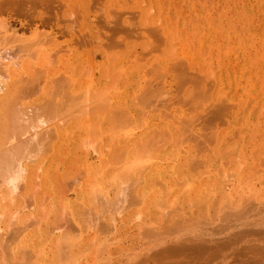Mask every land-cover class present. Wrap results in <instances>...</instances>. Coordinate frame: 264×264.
<instances>
[{
    "label": "rangeland",
    "instance_id": "rangeland-1",
    "mask_svg": "<svg viewBox=\"0 0 264 264\" xmlns=\"http://www.w3.org/2000/svg\"><path fill=\"white\" fill-rule=\"evenodd\" d=\"M72 8H74V9H72ZM78 15H80V16H78ZM0 22H1L0 23V26H1L0 34H3V31L5 29H7V26H8V28L11 30L9 32H13V31L15 32L16 31L15 32L16 35L25 34V36L23 35L24 38L26 37V34H27L28 35L27 39H28L29 35L32 36V33H34L35 30H38V32H41L42 37L44 35H46L47 39L45 40V43H43L42 49L44 46L43 51H45L46 53H47V49L49 51L56 49L54 51L55 55H54V53H52V55L56 56L57 59L60 58V60L57 61L58 63H54L53 66L55 67L57 65V69L59 70V72H61V71H62V73L65 71L71 72L70 75H71L72 80H74L73 81L74 85L75 84L78 85V89L76 88L77 91H74L76 94V95L74 94L75 97H77L78 92L80 94V91H83L82 93H84V91H87V87L85 85H87V84L89 85V83H90V85L89 86L87 85V86H88V89H90L93 93L89 90L90 91V92H88L89 97L87 96V92H86V97L85 96H82L81 98H80V96L78 97L81 99V103H83V104H80V102H78V99L76 101L73 100L71 102L68 100V103L66 105H68L69 107L74 106V108H72V111L77 112L75 109H79L82 107L83 110L87 109L86 112H90V111L94 112L97 107H98V109L100 108V104L101 105L104 104L105 101H106V104L108 103V101L106 100V97L108 96V98H109V94H110V98L108 100L111 99L112 101H114L116 103L117 107L126 108L129 111L128 114L130 113L129 114L130 117L128 116L127 119L131 118V120H129L130 124L127 122L126 126H128V127L125 130L128 129L129 130L128 132H132L133 135L130 138L125 137L126 139H123L124 137L122 139L120 138V140L121 141L124 140V142L128 143L127 141L133 138L132 139L133 145L130 148L132 150L135 149L134 150L135 152L139 148L138 144L136 143V145L138 146V147H136L135 143H134L135 141L136 142L138 141V140H136V138L138 136H139L140 143L141 142L145 143L144 141L151 143L152 140H154V142L156 140V142L158 143V141H157V140H159L158 138H162V137L160 135H159V137H157V135L154 133V130L160 129L159 130V132H160V131H162L161 128L163 126L164 127L166 126L167 129L165 128L164 131L168 130L170 132L171 138H174V137L176 138L177 134L179 136V134L182 133L183 136H184V134L186 135L187 140L185 139L186 143H183L185 141H183V142L181 141L182 142L181 145L178 143L177 144L178 147L177 146L175 147L176 144H174V145H172V144L175 142V140H178L179 137L176 138L175 140L172 139V142L169 141V143L168 142L165 143L166 145L163 148H160L162 151H160V149H158L159 146L157 147L158 151H160L159 153H157V157H160L159 159H161V161L164 160L162 162H164L165 164L169 163V165H171V166H173L175 164H179L178 163L179 158L180 157L183 158L185 155L184 158H186V159H184V158H183L184 160H182L181 158L180 159H181V164L183 166H185V168H186L187 167L186 162L189 159V157H192L191 155L194 156V154H196L197 152H200L199 158H201V159H203L202 158L203 155H204V157L206 155H208V157L210 156V159L207 158V156L205 158L208 162L211 159L213 160L216 158L215 160L209 162V168H208V170H206V171H210L209 175L205 171V174H202L203 177H201V179H199V180L193 179V181L191 180L190 182H188V183H190L189 185L192 188L191 190H189V193L191 194V196L193 195L192 192H197L194 190L195 189L194 186H196L197 183H200V182L202 183V181H204L203 183H206V185H205L206 187H204V189L201 192L199 191L200 193H195L194 194L195 197H197V196L200 197L202 194H205L206 190L208 193L210 191L212 192V190L215 193V194H213V198L211 200L212 202H210V204H209V205H214L215 208L214 207L209 208V214H208L209 217L207 216V218H203V220H201L200 218H199L200 220L199 219L197 220L196 216L195 215L193 216V213L195 211V207L193 206V204H192L193 202L191 201V203L189 202L190 204L186 203V204L192 206L191 208H189L190 214L187 212L188 214L186 213L183 216L184 217L183 221H185L187 223L186 228L174 230L175 232L174 231L169 232V230L175 229V227L172 228L173 224L170 222H166L164 220H159V221H156L154 224V225L157 224L155 226L157 228L154 229L156 231V233L154 232L153 234H149L150 235V238H149V236L147 235L148 233H146L145 230L140 229L141 227L137 228L138 226H142V222L140 220L141 218L133 217V218H135V219H133L132 216H133L134 212H133V210H131L132 207L127 208V210H124V212H122L123 214L122 213H120L121 215L119 214V217H117V219H116L117 221L114 222L116 226L112 229V234L116 235V239L119 240V242H120L119 244H123V245L111 246L110 251H109V249L105 251V249L102 248L104 254L99 250V249H101V247L97 250H95V247H93L92 249L86 248L89 252H91V250H93L94 252L100 251V253L103 254V255L99 254L100 256H98L99 258H101L100 264L102 261L104 262L106 259H109L110 257L111 258L113 257V260L111 259V263H109V264H116V263L117 264H129V263H131V264H264V260H263L264 259V243H263L264 242V206H262V205H258V207L255 206L256 205L255 203L259 202V201H257V199L261 200L262 197L257 196L256 197L257 199H254L255 197H253L251 199H254V200H251V199L246 200V198L249 196V194H248L249 190L248 189H246L248 192L247 194H246V190H245V192H240L242 194L245 193V195L243 196V199H241L242 197L239 196L240 193H238L239 190L242 189L240 187L239 183L241 181L240 177H241V175L243 176L244 172L248 173V174H245L246 178L248 177L246 175H251V174L254 175L255 178H252V179H253V182H255L253 184L256 187H258V188L262 187L261 184H258V183L261 181L264 182V58H263L264 57V0H205V1L204 0H143V1L142 0H77V1L76 0H0ZM155 23H156V25H155ZM1 24H3V25H1ZM4 24H6L7 26ZM171 24H173V25H171ZM175 24H176V27L174 26ZM157 28H159V29H157ZM17 31H19V32L17 33ZM81 34H82V36H81ZM39 35L40 34H38L37 36H39ZM161 35H163V36H161ZM142 36H144V37H142ZM2 37H5V36L3 35ZM14 37L15 36L12 37L13 41H11V42L7 40L9 43L8 42L5 43L6 40H5V42L2 41L3 44L0 42V51H1L2 47L5 48L6 45L8 46V48H11V47L15 48L17 45H20V44L22 45V43H26V41H27L26 40L24 42L23 38H22L23 42L16 40L18 38V36L14 40ZM19 37H22V36H19ZM39 37L41 38V35ZM127 37H129V38H127ZM0 38H1V36H0ZM7 38H10V36L6 37V39ZM82 38H83V40H82ZM122 38L123 39L125 38V39L123 40ZM18 39H20V38H18ZM98 39H99V41H98ZM162 39H164V40H162ZM10 40H11V38H10ZM15 41H16V43H15ZM31 41H33V40H31ZM46 41H47V43H46ZM150 41H151V43H150ZM229 42H232V43L230 44ZM10 43L11 44L13 43V45H11ZM1 44L3 46H1ZM50 46H52V47H50ZM60 47L63 49V51H62V49H60V51L58 52ZM233 47H234V49H233ZM231 49H233V50H231ZM31 50H32V48H31ZM64 50H66V51H64ZM128 50H130V51H128ZM168 50L171 53H169ZM3 51H1V52H3ZM41 51H39V52L41 53ZM56 52H58V53L56 54ZM66 52H68V53H66ZM159 52H160V54H159ZM224 52L228 55H226ZM49 54H51V52ZM62 54H63V57L61 56ZM115 55H116V57H115ZM184 55L187 57L185 58ZM238 56H239V58H237ZM182 58H185L186 60L182 59ZM61 59H62V61H61ZM65 59H66V61H65ZM45 60H44V62H45ZM108 60L110 62H108ZM190 60H192V61H190ZM186 61H188V62H186ZM258 61H260V62H258ZM65 62L68 63L66 66H64ZM61 63H62V65H61ZM108 63H109V65H108ZM59 64L62 67H60ZM73 64H76L75 70H73V69L69 70V68L70 69L72 68L71 66ZM87 64H88V67L90 66L89 68L86 67ZM161 64H165V65L167 64L166 68H168V69H164L165 65L162 66ZM168 64H170V65H168ZM179 64H180V67H179ZM181 65H182V67H181ZM63 66L65 68L67 67V69H65V71H63L64 70ZM124 66L128 67L127 69H130V68L132 69L134 66V67H136V69L133 71L132 74L125 75L124 74ZM160 66L163 67L162 71L165 70L166 72H160L162 69ZM120 67H122L123 69H120ZM84 68L89 69V74L91 71V74L89 77L87 75L88 72H87V74L85 73L87 71V69L85 72H83V70H85ZM155 68H160V71H158L159 69L157 70ZM117 69H119V70H117ZM228 69L231 70V72H230V73H232V76H230L231 78L230 77L227 78L228 75L226 74V71L228 72L229 71ZM156 70L158 71V73H160L161 77H159L160 76L159 74L156 75L157 74V73H155V72H157ZM140 73H141L142 77L140 76ZM167 73H168V75H166ZM222 73L227 78L224 83L221 82L220 80L218 82V80H217V77L221 76ZM86 75L88 78H86ZM169 75L171 77H172V75H175V77L173 76L171 78ZM146 76H149L147 80L145 79V78H147ZM157 77L159 80H157ZM89 78H91V80H89ZM160 78H162V80H163L162 83L160 81ZM203 78H204V80H203ZM79 79H80V81H79ZM113 80H115V81H113ZM153 81H155V82H153ZM76 82H78V83H76ZM85 82H87V83H85ZM114 82H115V84H114ZM123 82H124V84H123ZM202 82H203V86H201L199 88V86L201 85ZM160 83L165 87H163ZM148 84H149V86H148ZM111 86H112V88H111ZM204 86L206 89L203 88ZM105 87H106V90L104 89ZM157 87H158V89L159 88L160 89L158 90ZM119 88H120V91L122 94H120L119 96H117L115 93L113 94V92H115V90L116 89L118 90ZM192 88H193V90H192ZM98 89H100V91ZM102 89H104V90H102ZM154 89H155V92H154ZM101 90L103 93H105V92H107V93L103 94L101 92ZM208 90H210V93ZM26 91L28 93L27 92L25 93V97H23L24 102L22 101L24 106L26 105L25 101H27V106L32 104V101L34 103H36V102L39 103L41 101V100H38V98H41L40 96H42L41 92L37 93L32 88H26ZM215 91L216 92L218 91V92L214 95ZM33 92H34V94L29 95V93H33ZM95 92H97V94L102 93L103 94L102 97H99L100 95L98 96L99 98L97 96H95V94H94ZM117 92H119V90ZM89 93L91 96L89 95ZM37 96H38V98H37ZM204 96H206V97H204ZM94 97H97L98 98V99L96 98L97 100L101 99V100H105V101L104 102H102V101L96 102L95 101L96 102L95 103V102H92L93 100H91V101L88 100V98L89 99H91V98L95 99ZM135 97H136V99H135ZM193 97L194 98L197 97V99L194 100ZM209 97H210V99H209ZM83 98H85V99L87 98L86 103L82 102L83 100L85 101V99H83ZM192 100L196 104L192 103ZM145 101H147V102H145ZM87 102H88V104H87ZM89 102H91V103H89ZM136 102H138V103H136ZM197 103H199V104H197ZM200 103H201V105H200ZM30 106H31L30 110H33L34 109L33 105H30ZM84 106H85V109H84ZM92 106H93V108H91ZM167 106L168 107L171 106V107L168 108ZM195 106H196V108H195ZM88 107H90V109ZM82 108H81V110H82ZM167 108L169 109V115H171V114L172 115H177V114L180 115L179 116L180 119L177 118V120H180V122H177V120H175L174 122H177V123H174V122H172V119L170 122V118H169V120L168 119L166 120V118H167L166 115H168V113H167L168 111L165 109H167ZM98 109H96V110H98ZM30 110H29V108L26 109V112H28L29 115L32 114V111L30 112ZM98 111H100V110H98ZM98 111H96L98 116L96 114H95L96 116L95 115L94 116L97 118H100L101 114L99 117ZM105 111H107V110H105ZM173 111H175L177 113H174ZM86 112L85 113L81 112V114H87ZM163 112H165V113H163ZM104 113L105 112H103V116L101 117V118H103V120L101 121L100 125H102L104 120L106 121V118H105L106 114H104ZM61 114H63V112ZM81 114H80V119L84 123L85 122L91 123L94 120V122L91 123V125L89 124L92 127H93L94 123H96L95 120H99V119H95V117L93 116V114L91 112L88 113L87 116L86 115L84 116ZM181 115H182V117H181ZM62 117H63L62 120L60 118V119H56L55 121H59V120L63 121V119L64 120L66 119V118H64L63 115H62ZM85 117H87V120ZM93 117H94V119H93ZM176 117L172 116L171 118L175 119ZM188 118L189 119L191 118V119L188 120ZM181 119H182V121H181ZM107 120L109 121L108 118H107ZM61 121H60V123H61ZM131 121L134 122V124H135L134 126L131 125V124H133ZM137 121H139V123L140 122H142V123L138 124ZM143 122H144V125H143ZM180 124H181V126H180ZM106 125H108V122H104L102 127H100V129L103 128L102 130H104V128H105L104 126H106ZM90 126H89V128H90ZM179 126H180V128H179ZM187 126H188V129H187ZM87 128L88 127L86 126V129ZM108 128L109 127L107 126V128H105V130H108ZM181 128H182V130H181ZM256 128H257V130H256ZM88 129H87V134H90L88 136L93 138L94 133H95L93 131V128H91L92 131L91 130L89 131ZM109 129H111V128H109ZM210 129H212L211 132H209ZM71 130H73V131L70 132ZM79 130H80V132H78ZM79 130L72 128V129H70V131H68L67 133L64 134V136L66 135L65 137H67V138H69L68 136L71 135V137H70L71 139L69 138L70 143L68 142L69 145L65 146L66 149L61 151V154L64 153L63 155H65V151L68 150L69 154L66 152L68 157L61 156V154L59 153L60 149L65 148V147H63L66 144L65 141L69 140V139L66 140V138H65V141H64L65 144L63 142L62 143L63 146L61 145L62 147L58 148V150H59L58 158L56 157L55 159L52 160V161L56 160L55 161L56 163L58 161L57 164H59L60 166L62 165L61 166L62 168L58 165L60 167L59 169H57V171L59 170L58 171L59 174L65 173V169H66V171L68 170V172H67L68 176H67V178H65L66 180L65 179H64L65 181L63 180L65 175L61 174V175H63V178L62 177H61V179L59 178L61 180L60 181L61 183H60V185L58 183V186H56V188H59V189L61 188V190H63V189L64 190L63 191L60 190L62 193L60 192L58 194L55 193V192H57L56 188H54L53 191L51 190L53 187H55V184H57L56 181L58 178L55 179L56 180L55 183L53 182V180H54L53 178H56V177H53L52 181L47 180V182H51V184L49 183L50 184V186H49L50 190L45 189L47 186L45 187L43 185L42 182L44 180H42V179H41V182L38 181V184L42 183L41 185H39L41 187L36 188L38 186H36V184H35V186H36L35 187L32 184L33 187H35V190L37 189V191H41L40 189H43V191H41V192H46V191L49 192L50 191L49 193L52 194L51 196H53V197L48 195L49 193L48 194L47 193L41 194L40 192H37V191L32 192L33 197L35 196L34 193L35 194L39 193V194L43 195V197H44V195L46 197H44L43 198L44 200H43L41 195L38 194L39 197H38V195H36L37 198H39V199L41 197V200L36 199L37 201H40V204L37 201L33 202V200H35V197L34 198L32 197L33 200H31L32 198L29 199L31 202H33L35 204L32 205L31 202L28 200L30 203L28 205L29 210L26 208V210H24V213L22 212L23 215H26V213H27V215H29L28 212L31 214L33 209L36 210L37 207H34L35 205H37L36 202L38 203L37 206L42 205L41 206L42 208H43V206L45 207V205H43V204H45V202L48 203L47 198L49 196L50 197L48 198L49 199L48 204H50L51 206H49V205L48 206L50 207V210H53L52 208L55 206L58 207L57 203H53L54 205L56 204L55 206H53V204L50 203L51 200H52L51 202H55V201L59 202L61 199V201L63 203L65 201V199L62 200V198L68 197L69 199H72V201L75 198L74 202L79 201V203L82 204V202L85 201V196H87L86 198L88 199V194H85V196L83 198V195L85 192L84 190H86V191L88 190V193H89L91 191V189L90 188L86 189L85 183L81 186V183L83 181L80 179L81 178L80 177L81 174L79 171L80 168L78 169L77 167H81V166L83 167V164H84L83 162L86 163V161L89 160L88 162L91 164L87 163V164H84V166L85 165L90 166V167L94 166L92 168H95L96 165L97 166L99 165V163H100L99 161L103 157H100L98 155L99 153H97V154L94 153L95 150H92V149H94V146L92 144H91L92 146H90L87 143V142L90 143L92 141V139H90L91 141L87 140V142H85L86 140H82V139H81V141H79L80 138H84L87 136L86 130H85V132L81 129H79ZM189 130H190V132H189ZM177 131L179 133H177ZM256 131H258V133ZM90 132H92V133L94 132L93 135ZM104 132L105 131H103V133L101 132L103 134L101 136L104 138V140H106V139H108L109 132L107 131L108 134H107V132L106 133H104ZM159 132H158V134H159ZM83 133H85L84 137H83ZM125 133H126V131H125ZM165 133H167V132H165ZM165 133H162V135ZM209 133H212V135ZM214 133H215V136H214L215 138H216V136L222 135L223 133L228 137L229 140H228V142L226 140V142L228 143V145L230 147L229 150L231 149V151H232L231 154L227 153L229 155L228 158L233 157L232 154H234V152L236 151V147L239 146V148H237V149L238 150L240 149V150L236 151L237 152L235 154L236 157L234 156L233 158H231L230 163H229V161L227 162V160H229V159H227L226 156H224V158H223V161L227 159L226 162L224 161L225 163L224 162L221 163L219 161V159H222L221 157L223 156L222 154H220L221 152H219V149H221L222 146H220L219 148L216 149V153L218 152L219 155H218V153L216 154L215 149H214V144H213L214 141H212V140H214L213 139ZM67 134H69V135H67ZM76 135H77V137H76ZM171 135H173V136H171ZM235 135H237V136H235ZM238 135H239V137H238ZM64 136H63V139H64ZM78 136H79V138H78ZM122 136H124V134H122ZM147 136H149V137L155 136L156 139H155V137H152V140H151V137H150L149 138L150 140L149 139L146 140L145 138ZM74 138H77V139L75 140ZM167 138H169L168 135H167ZM180 138H181V135H180ZM184 138H185V136H184ZM239 138H240V140H239ZM164 139H166V138L163 137L160 140H163V143L168 140V139H166V140H164ZM180 140H178V141L180 142ZM82 141H84L86 144L85 146H87L85 148L86 150L88 149L86 152L83 149V147H85V146L81 147L83 145ZM178 141H176V143ZM77 142L78 143L82 142L81 143L82 145L80 143L78 144ZM156 142L154 144L158 145V144H156ZM234 142L236 143L237 146L234 145L235 144ZM170 143H172V144H170ZM154 144H152V146H155ZM208 144H209V146L211 145V147L213 149L212 150L213 155H212V152H208V150L210 148V147H207ZM230 144H231V146H230ZM88 145H89V147H88ZM188 145H191V148H192V145L194 146L190 150L191 152L185 151L186 153L181 152V154H180L179 151H184L186 149L184 146L187 147ZM232 145L235 147L234 152L232 150V148H233ZM254 145H255V147H254ZM134 146L137 149L134 148ZM79 147L82 149H80ZM165 147L167 149L169 148L170 152H173V150H174V152L171 154L173 159L172 158H170V160L166 159V157L164 155V152L166 150ZM173 147H175V149ZM181 147H182V150H180ZM176 148H178V149H176ZM193 149L195 150L194 153H192ZM223 149L228 150L225 148H223ZM106 150L107 149L104 150V148H103L102 151L105 152L103 154V152L100 149L99 152H102V154H103L102 155L100 153V155H102L104 157L108 156L110 154V151L108 149L107 153H106ZM229 150H228V152H229ZM242 150L246 151V153L243 155H242V153L241 154L238 153V152H242ZM249 150H251V151H249ZM254 150H255V152H254ZM81 151H84V152H81ZM88 152H90V153H88ZM85 153H87V154H85ZM252 153H254V156L252 155ZM106 154H108V155H106ZM215 154L217 157H215ZM59 155L62 158L61 163H59L60 162L59 161L60 160ZM93 155H95V156H93ZM200 155H201V157H200ZM84 156H86L87 160L84 158ZM98 156L100 158H98ZM212 156H214L215 158H212ZM219 156H221V157H219ZM88 157H90V159H88ZM93 157H94V159H93L94 161L92 160ZM83 158L86 161L82 162L80 160ZM234 158H236V159H234ZM35 159H37V158H35ZM57 159H59V160H57ZM79 160H80V162H79ZM123 160H124V163L129 162L125 159H123ZM216 160H217V162H216ZM92 161L98 162V164H92ZM247 161H250V164ZM24 162L25 161H23V163ZM34 162L39 163L40 161L37 162L35 160ZM34 162L32 164L29 163L28 165L29 166L34 165L35 164ZM130 162H132V161H130ZM174 162H175V164H174ZM56 163L53 162V165ZM80 163H81V166H80ZM171 163H173V164H171ZM214 163H216V164L220 163V164L213 165ZM25 164H26V162H25ZM239 164H240V166H239ZM53 165L51 167H54ZM66 165H67V167L64 169L63 167ZM121 165H123V164H121ZM121 165L116 164L115 167H114V165H112L111 166L112 168H110V166L109 167L107 166L108 169L110 168L111 170L114 167L113 171H111V170L109 171L106 167V170L109 171V173H107V175L110 176V179H109L110 181H115L114 179L117 178L115 176V173L117 170L119 171V168L121 167ZM58 166H57V168H58ZM71 166H73L74 168ZM214 166H216L217 169ZM70 167H71V169H70ZM201 168H198V169L201 170ZM198 169H197V171H199ZM210 169L211 170L213 169V170L211 171ZM223 170H225L226 174L228 173V175H229V172L231 175H232V173L235 174V175H232L233 179H232V177H230L231 179L228 178V176L225 174V172L223 173ZM30 171L28 172L29 174H31L33 172V171L30 172ZM37 171H39V170L37 169ZM52 171L54 172L53 168H52ZM52 171H51V173H52ZM55 171H56V169H55ZM60 171H62V172H60ZM78 172L80 175L78 174ZM193 172H195V171H192V173ZM55 173L57 176H60L59 174H57V172H55ZM55 173H52V174L55 175ZM192 173H190L189 175H192ZM29 174L26 173V174H24V176L27 177ZM32 174H31V176H29V178L30 177L32 178L33 175L35 177L36 171H35V174H33V175ZM40 174L41 173H39V172H38V174H36L37 175L36 180L41 178V177L38 178V175H40ZM181 174H183V173H181ZM215 174H216V176H215ZM222 174H225L226 178L229 180H226V182H225V179L222 178L225 176ZM180 175H177V177L179 176L180 178L181 177L183 178V176H185V175H181V176ZM24 176L22 175V177H24ZM212 176H213L212 181L215 180V178L217 177V178H219V180L221 178L223 179V180L221 179L222 183L220 181H218V183L220 182L221 184L216 185L217 182L213 183L210 180V178ZM22 177H20L21 179H19L17 181H20L19 183L24 185V183L27 182L28 180H26L24 183H22L23 180H25ZM34 177L32 179L31 178L29 179L27 177L29 179V181H28L29 183H27V184L30 185V181H32L34 179ZM111 178H114V179L111 180ZM204 178H205V180H204ZM206 179L210 180V181H207ZM1 180H3V178ZM45 180H46V178H45ZM117 180L114 183L112 182V185H110L109 190H108L110 192L108 194H110L111 190L113 191V189L115 188L114 191L116 193L118 192L117 194L115 193V195L124 196V195H120L121 194L120 192H124L123 194H125V190H122L125 187L121 186V183L118 180V182H119L118 186H120L118 189L116 186ZM258 180H259V182H258ZM33 181H32V183H36L35 179ZM173 181H174V179H173ZM44 182L46 183V181H44ZM58 182H59V180H58ZM209 182L211 183V185ZM263 182H262V184H263ZM16 183H18V182H16ZM53 183H54V186L52 185ZM72 183L73 184L75 183L74 186L72 185ZM66 184H67V186H65ZM207 184H208V186H207ZM8 185H6V187H5L6 189H7ZM23 185H21V186H23ZM42 185L44 188H42ZM46 185H48V184H46ZM221 185H222L221 190H218L220 188H217L216 186L219 187ZM4 186H5V184L3 185V187L1 186L3 189L0 188V192H1L0 194L2 195V198H4L3 196H6V194H7V191H6V194L2 193V192H5ZM8 187H10V185ZM31 187L32 186H30L29 188L31 189ZM33 187H32V190H34ZM62 187H66V190H65V188H62ZM74 187H75V190H74ZM193 187H194V189H193ZM207 187L210 189H207ZM212 187L217 188V189L214 190ZM18 188L16 190L17 192H14V194H16V193L17 194L14 195L13 197H15L19 194L18 190H20V192L22 193L21 189L23 187L22 188L20 187L21 189H18ZM179 188H180L179 186L175 187V189H179ZM1 189L3 191H1ZM44 189L46 191H44ZM77 189L78 190L80 189L81 190L80 192H83V193H81L82 194V197H81L82 200L80 198H79L80 200L76 199L77 195L75 196L74 192L77 191ZM117 189L120 191H118ZM7 190H10V189H7ZM69 190L71 192L69 194L66 193L67 195L65 196L63 194L64 191L69 192ZM51 191L52 192L55 191V192L51 193ZM114 191L112 193H114ZM223 191L224 192L226 191L225 193L227 194L226 197H228V201H229L228 206L229 207H231L232 202L234 203L236 201V199L240 198V197H241L240 198L241 201H243V202L245 200H246V202L251 201L243 207L244 209L243 208H241L242 210L239 209L240 212L242 211V214H241L242 216L241 215H238V216L235 215L234 210H232V209L231 210L226 209L224 213H222L223 212L222 210L220 211L221 208L223 210L225 208L224 206H222V205H224V202L219 204V206L217 205V202L220 201V198L224 197L223 195L225 193ZM220 192L221 193L223 192V193L221 194ZM112 193L110 195H112ZM218 193L221 194V196H218L219 195ZM53 194H56L59 196H60V194L61 195L63 194V195L60 196L59 201L57 199L55 201H53L52 198H54V199L57 198V196L54 197L55 195H53ZM76 194H79V196L81 195L78 192H76ZM100 194H102V193H100ZM104 194H106V193H104ZM236 194H238V197ZM12 195H13V193H12ZM30 195H27L28 197L27 196L26 197L21 196V201H22V199H25V198L28 199L29 197H31ZM70 195L72 196V198H70L71 197ZM73 195L75 197H73ZM187 195H189V194H187ZM187 195L185 196V198L187 197ZM9 196H11L10 192H9ZM19 196L20 195H18L17 197L19 198ZM191 196L189 195L188 197H191ZM217 196H218V201L216 202ZM13 197L11 196L10 198L12 199ZM17 197H15V199L13 201H11V204H10V198L8 197L9 198V202H8L9 205L6 204L8 206V208H6L7 206L5 205L6 209L3 206L5 203H7V201L3 202V206L0 205V208L1 209L3 208V212L5 214L11 213V210L13 212V208L16 205L20 204L21 201L18 202L19 204L16 203L15 206L12 207V205L16 201ZM2 198L0 199L1 201H2ZM8 198H6V199L8 200ZM244 198H245V200H244ZM4 199H3V201H5ZM27 199H25V200H27ZM83 199H84V201H83ZM240 199H237V202ZM19 200H20V198H19ZM1 201H0V204H2ZM42 201H45V202L41 203ZM65 202L63 203L64 205H65ZM69 202H70V200H69ZM69 202H67V204ZM74 202H72V203H74ZM185 202H186V200H185ZM260 202H264V198ZM63 204H61V203L58 204L60 206V210L63 209V207H62ZM85 204H87V203L85 202ZM31 205H32V209L30 207ZM253 205H254V207H253ZM47 207H46V209L49 210V207L48 208ZM216 207H218V208H216ZM9 208H10V210H9ZM212 208L216 209L215 210L216 212L214 210L212 211ZM43 209L42 210L39 209L38 211H35L36 212L35 215L37 214V212L43 211ZM56 209L57 208H54L55 213L50 212L48 210H44V211L49 212L50 216L48 215L47 216L48 218H50L52 216L51 213H53V215H55L56 212L58 214L60 213V215L62 216V217H60V215L56 214L58 219L64 218V216H65V214L63 215V212L65 213L64 209H68V208H64L61 211L62 213L59 212V207H58V210H56ZM77 209H78V207H77ZM7 211H9V212H7ZM150 211H152V213L151 212L147 213V216L151 214L148 217V219H151L152 216L154 218L153 209H151ZM218 212H220L219 217H218ZM215 213H217V217H218L217 219H216ZM125 214H127V215H125ZM1 215H2V213H1ZM13 215L14 214L12 213L11 217L10 216H8V217L11 219H14ZM38 215L41 216V214H39V213H38ZM122 215H123V218H122ZM32 216H33L32 218L35 217L34 215H32ZM76 216L77 215L75 214V218H76ZM91 216H93V215H91ZM124 216H125V219H124ZM254 216L256 217V219ZM0 217H1L0 218V226L1 227L4 226L6 223L10 224L8 222H6V223L4 222V221H8V220H6L4 215H2ZM3 217H4V219H2ZM8 217H7V219H8ZM250 217H252L254 220ZM258 217H260V218H258ZM39 218H41V217H39ZM39 218H37V219L39 220ZM44 218L46 219L45 220L46 222L43 221ZM44 218H43V220H39L40 222H38V220H36V222L34 221V223L36 224L35 226H37L38 230L41 228L42 225H44V223L51 222L50 221L51 218L49 219V221H48V218H46L45 216H44ZM75 218L73 216L74 220H75ZM145 218H147V217H145ZM243 218H245L246 220L245 219L243 220ZM53 219L56 221H54ZM79 219H77V220L79 221ZM204 219H206V220H204ZM28 220L29 221H27V222H30V220H32V219H30V217H29ZM211 220L212 221L218 220V221L212 222ZM41 221H43L44 223L42 224ZM52 221H53V223L55 222L56 224L55 223L54 224L48 223V225L53 224L54 227H55V225H58V227H60L62 224V222L58 221L54 217H52ZM57 221L60 223H57ZM62 221H64V219ZM83 221H84V219H83ZM102 221H105V219H103ZM125 221H127V222H125ZM130 221H133V222H130ZM154 221H155V219H154ZM37 222L40 223L41 225L38 224ZM128 222L130 224H128ZM140 222H141V224H140ZM192 222H195L196 225H195V223H192ZM242 222L244 224V227H242L243 225H241ZM78 223L82 224L83 227L80 226L81 224L79 226L82 228L83 232H84V230L87 231V232L83 233L86 236V237L83 236L85 239L82 237L84 242L87 243L86 238H88V237H89L88 242H91L92 236L91 235L89 236V234L90 233L93 234L94 231H89V230H91L90 227L92 228V224H89V226H88V224H87L88 222H85V224H83L82 220H80ZM251 223H252V225H251ZM28 224L29 223H27V225ZM31 224H33V223H31ZM189 224H192V227H191V225L189 226ZM197 224L199 226H197ZM258 224L260 225V227ZM245 225L247 227H245ZM51 226L49 225L47 227V224H45L44 228H43V230L47 229L48 236H44V235H47V234H44L47 232H45V231L43 232V230L42 231L40 230L41 233H39V234H41L43 237H45V239H44L45 242H43L42 241L43 239H41L43 237L41 235L37 234V236L38 235H39V237L41 236L40 239H38V240H41L40 242L44 243L45 245H43L42 243H39L38 240L36 241L38 243L35 244V247L37 248L36 250H39L38 246H40L39 248L42 249L41 252L45 256L44 258H43V256L40 257V255H39L40 253L38 251L37 255L39 257L36 256L35 259H37V258H38L37 260L41 259L44 264H46L45 261H47V260H48V264H50V262L53 264L52 261L49 262V259L47 258L46 255H49L50 253L53 254V252L55 251V250H52L53 245H51L52 247H49L50 245L46 242L47 241L49 242L50 239H52L53 237L56 238L55 240H57L58 238L61 239L60 236L63 232L61 230V228L59 230H58V228H54L53 232L51 230H50L51 231L50 232L48 229H51L50 228ZM229 226H230V228H228ZM256 226H258V227H256ZM4 227H6V226H4ZM194 227H195V229H193ZM30 228L34 232V229H33V228H35L34 225L29 226L27 229V231L30 232L31 235L33 234V236H34V234L36 232L33 233L30 230ZM121 228H123V229H121ZM206 228H207V230H206ZM37 229H36V231H37ZM55 229L58 230L57 233H56L57 230L55 231ZM94 229H92V230H94ZM158 229H159V231H158ZM162 229H164V230L166 229L167 235H165L166 233H162V232H165ZM235 229H238V230H235ZM73 230H72V233H74ZM161 230H162V232H161ZM187 230L191 231L192 234H191V232L189 233ZM157 231L160 232L161 234L159 235V233ZM176 231H177V233H176ZM179 231H180V235L181 234L183 235L186 233V236L183 235L182 236L183 238H182L178 233ZM42 232H43V234H42ZM70 232L71 231H69V234H70ZM110 232L108 234H110ZM86 233L87 234L89 233V234L86 235ZM157 233H158L160 238H162L161 236L163 235V238L160 239L158 237V235H156V236L154 235ZM199 233H202V234L204 233L203 234L204 237ZM49 234H51V235H49ZM94 235L95 234H93V236ZM164 235L167 237L165 238ZM168 235H170V237ZM176 235L179 236L178 237V238H180L179 240H178V238H176L177 237ZM187 235L190 237H188ZM205 235H206V237H205ZM5 236L3 237L4 241L6 238ZM35 236H36V234H35ZM81 236H82V233H81ZM196 236L198 237V239H196ZM207 236L210 239L207 238ZM46 237H49V239H47ZM99 237H100L99 239L102 238L101 235ZM156 237H157V240L159 239V242H160V244H158V246L159 245H161V246H159L155 249L154 247H156L157 245H153L151 243H152V239L153 238L156 239ZM35 238H38V237H35ZM35 238H32V236H31L30 239L35 241L34 240ZM97 238L98 237H94V239L98 240ZM168 238H170V239H168ZM1 239H2V236L0 234V242H1ZM30 239H29V243L31 242V244H29V243L28 244L32 247V250H35L32 246L34 243H32L33 241H31ZM155 239H153V241ZM176 239L180 242L178 243V241ZM257 239H258V243L261 245H259L257 243V241H256ZM96 240H94L95 241L94 243H96ZM162 240H164V241H162ZM181 240H183V241H181ZM51 242L52 243L54 242L53 239L51 240ZM84 242L82 241V243H84ZM161 242L164 245L161 244ZM188 242H189V244H188ZM156 243H157V241H156ZM46 245H47V248H46ZM84 245H82V246H84ZM151 245H153V246H151ZM30 246H28V247H30ZM114 247H117L118 249L115 250ZM49 248H52V249L49 251V250H47ZM80 248L82 250L85 249V248L78 246V248L74 247L73 250L74 249L79 250ZM88 248H91V247L89 246ZM150 248H152V249H150ZM256 248H257V250H256ZM112 249H114V250H112ZM28 250H30V249H28ZM36 250H35V252L33 251L34 254L36 253ZM45 250H47V252H49V253L44 252ZM0 251L2 252L1 248H0ZM88 251H87V253H88ZM108 251L113 256H110V257L108 256V258H107V256L105 254H107ZM1 252H0V254H1ZM45 253H47V254L45 255ZM91 253L90 254L88 253L90 256L85 253L86 256H88L86 258H84L85 255L82 257L81 261L84 262L83 264H92V261L93 260L95 261V259L92 260V258H94V256H96V254H98V253L95 252L96 254L94 253V255L93 254L91 255ZM196 254H197V256H196ZM225 254H226V256H224ZM2 255H3V252H2ZM2 255H0V264H4V263L5 264H23V262H24V260L22 261V260H15V259H13V260L10 259L11 260L10 261L9 257L6 255V253H5V255H3L4 257ZM6 257H8V258H6ZM20 258H21V256H20ZM49 258L52 259L50 257V255H49ZM2 260L5 262L2 263ZM7 260H9V261H7ZM106 261H108V260H106ZM39 262H41V261H39ZM96 262H97L96 264H98L99 260H97ZM106 263L107 262H105L104 264H106ZM40 264H42V262ZM93 264H95V263H93Z\"/></svg>",
    "mask_w": 264,
    "mask_h": 264
},
{
    "label": "bare ground",
    "instance_id": "bare-ground-1",
    "mask_svg": "<svg viewBox=\"0 0 264 264\" xmlns=\"http://www.w3.org/2000/svg\"><path fill=\"white\" fill-rule=\"evenodd\" d=\"M77 1V0H76ZM143 1V0H142ZM205 1V0H204ZM161 2V1H160ZM61 3V2H60ZM77 3V2H76ZM102 3V2H101ZM142 3V2H141ZM200 3V2H199ZM202 3V2H201ZM75 4V3H74ZM72 9H74V8H72ZM100 9V8H99ZM74 11V10H73ZM78 11V10H77ZM146 11V10H145ZM183 14V13H182ZM208 14V13H207ZM166 15V14H165ZM78 16H80V15H78ZM207 16V15H206ZM2 20V19H1ZM137 20V19H136ZM176 21V20H175ZM1 23V22H0ZM211 23V22H210ZM1 25H3V24H1ZM4 25H6V24H4ZM80 25V24H79ZM155 25H156V23H155ZM171 25H173V24H171ZM202 25V24H201ZM7 26V25H6ZM36 26V25H35ZM175 27H176V24L174 25ZM3 27V26H2ZM158 27V26H157ZM197 27V26H196ZM0 28H1V26H0ZM183 28V27H182ZM157 29H159V28H157ZM15 30V29H14ZM23 30V29H22ZM21 30V31H22ZM27 30V29H26ZM44 30V29H43ZM82 30V29H81ZM1 31V30H0ZM9 31H11L9 28H8V26H7V29H5L4 31H3V34H0V36H1V38H0V42L3 44V42H5V40H6V42L5 43H7L8 41H13V36H15L14 37V40L17 38V36H18V38H20V39H16V40H19V41H21V42H25L26 40V43H22V45L20 44V45H17L15 48H8V46L6 45L5 46V48L4 47H2V49H1V51H3V52H1L0 51V178L2 179L3 178V180H1L0 179V188H2L3 187V185L5 184V186H4V190H5V192H2V193H5L6 194V191H7V194H6V196H3L4 198L6 197V198H10L11 196L13 197L14 195H16V194H14V192H17L16 190H17V188L18 189H21L22 187V189H21V191H22V193L20 192V190H18L19 191V194L18 195H20L19 196V198H20V200H19V198L17 197V196H15V197H17L16 198V201L14 202V204L12 205V207L13 206H15V204L16 203H18V202H20L21 201V196L22 197H26L27 195H30L32 192H36L37 191V189L35 190V187L36 186H38V187H36V188H39V187H41V186H39V185H41L42 183H43V185L46 187L45 189H49V186H50V184H51V182H47V180H50V181H52L53 179V182L55 183V179H57V181H56V183L57 184H55V187H53L51 190L53 191V189L54 188H56V186H58V183H59V185H60V179H61V177L63 178V175H65L64 176V178H63V180L65 179V178H67V172H68V170L66 171V167H67V165L66 166H64L63 168L65 169V173H61V174H63V175H61V174H59L58 173V171H57V169H59L61 166L59 165V164H57L58 163V161H57V163L55 162L56 160H54V161H52L53 159H55L56 157L58 158V152H59V150H58V148H61L63 145H62V143L65 141V138H66V140L67 139H69L70 137H71V135L70 136H68L69 138H67V137H65L64 136V134L65 133H67L68 131H70V129H72V128H74V129H81V130H83L84 132H85V130H86V134H87V129L89 128V126L91 125V123H93L94 122V120L91 122V123H88V122H82L81 121V119H80V114H81V112H83V113H85L86 111H87V109H85V106H84V109L85 110H83V108H82V110H81V108H79V109H75L77 112H75V111H72V108H74V106H68V105H66L67 103H68V100L71 102V101H73V100H77L78 99V102H80V104H83V103H81V97L82 96H85L86 97V92H87V96H88V92H90L91 90L90 89H88V86L90 85V83H89V85L87 86V85H85L86 87H87V91H84V93H82L83 91H80V94H79V92L77 93L78 95H77V97H75V92L74 91H77L76 90V88L78 89V85H74V80H72V78H71V72L70 71H68V72H66L65 71V69H67V67L65 68L64 66H66L68 63L67 62H65L64 64V70L63 71H65V72H63L62 73V71L61 72H59V70L57 69V65L54 67L53 66V64L54 63H58L57 61H59L60 60V58L59 59H57V57L56 56H53L52 55V53H54V51L56 50V49H54V50H52V51H49L48 49H47V53L45 52V51H43V49H44V46H43V49H42V45H43V43H45V40L47 39V36L46 35H44L43 37H42V34H41V32H38V30H35L34 31V33H32V36L31 35H29V37H28V39H27V34H26V39L24 38V36H25V34H23V35H16V31L14 32H9ZM125 31V30H124ZM236 31V30H235ZM19 31H17V33H18ZM24 32V31H23ZM237 32V31H236ZM25 33V32H24ZM35 34V35H34ZM38 34H40L41 35V38L39 37V36H37ZM170 34V33H169ZM5 36V37H2V36ZM239 35V34H238ZM10 36V38H11V40H10V38H7L6 39V37H9ZM19 36H22V37H19ZM81 36H82V34H81ZM80 36V37H81ZM124 36V35H123ZM161 36H163V35H161ZM240 36V35H239ZM34 37V38H33ZM142 37H144V36H142ZM22 38H23V41H22ZM127 38H129V37H127ZM160 38V37H159ZM33 40V41H31V40ZM123 39V38H122ZM125 39V38H124ZM123 39V40H124ZM8 40V41H7ZM82 40H83V38H82ZM162 40H164V39H162ZM231 40V39H230ZM229 40V41H230ZM3 41V42H2ZM18 41V42H19ZM29 41V42H28ZM50 41V40H49ZM98 41H99V39H98ZM115 41V40H114ZM84 42V41H83ZM4 43V44H5ZM9 43V42H8ZM15 43H16V41H15ZM46 43H47V41H46ZM149 43V42H148ZM150 43H151V41H150ZM230 44L232 43V42H229ZM1 44V46H3ZM11 44V43H10ZM19 44V43H18ZM11 45H13V43L11 44ZM163 45V44H162ZM19 47V48H18ZM50 47H52V46H50ZM114 47V46H113ZM152 47V46H151ZM157 47V46H156ZM172 47V46H171ZM220 47V46H219ZM31 48H32V50H31ZM46 48V47H45ZM99 48V47H98ZM14 49V50H13ZM60 49H62L61 47L59 48V50H58V52L60 51ZM157 49V48H156ZM168 49V48H167ZM233 49H234V47H233ZM233 49H231V50H233ZM43 52H42V51ZM99 50V49H98ZM39 51H41V53L39 52ZM49 51V52H48ZM62 51H63V49H62ZM64 51H66V50H64ZM106 51V50H105ZM128 51H130V50H128ZM51 52V54H49ZM58 52H56V54L58 53ZM132 52V51H131ZM130 52V53H131ZM158 52V51H157ZM156 52V53H157ZM168 52H169V50H168ZM220 52V51H219ZM66 53H68V52H66ZM129 53V54H130ZM169 53H171V52H169ZM225 53V52H224ZM159 54H160V52H159ZM222 54V53H221ZM226 54V53H225ZM250 54V53H249ZM54 55H55V53H54ZM226 55H228V54H226ZM30 56V57H29ZM62 57H63V54L61 55ZM60 56V57H61ZM114 56V55H113ZM185 56V55H184ZM221 56V55H220ZM16 57V58H15ZM78 57V56H77ZM110 57V56H109ZM115 57H116V55H115ZM130 57V56H129ZM132 57V56H131ZM187 56H185V58H186ZM112 58V57H111ZM163 58V57H162ZM185 58H182V59H185ZM237 58H239V56L237 57ZM264 58V57H263ZM46 59V60H45ZM137 59V58H136ZM188 59V58H187ZM44 60H45V62H44ZM139 60V59H138ZM186 60V59H185ZM260 60V59H259ZM43 61V62H42ZM61 61H62V59H61ZM65 61H66V59H65ZM68 61V60H67ZM140 61V60H139ZM179 61V60H178ZM189 61V60H188ZM188 61H186V62H188ZM190 61H192V60H190ZM92 62V61H91ZM108 62H110L109 60H108ZM156 62V61H155ZM183 62V61H182ZM258 62H260V61H258ZM112 63V62H111ZM110 63V64H111ZM122 63V62H121ZM118 64V63H117ZM158 64V63H157ZM156 64V65H157ZM60 65V64H59ZM61 65H62V63H61ZM60 65V67H62ZM75 65L76 64H73L71 67V69L69 68V70H75ZM108 65H109V63H108ZM112 65V64H111ZM127 65V64H126ZM159 65V64H158ZM162 66H164L165 64H161ZM167 65V64H166ZM166 65H165V68L164 69H168V68H166ZM168 65H170V64H168ZM211 65V64H210ZM70 66V65H69ZM68 66V67H69ZM135 66V65H134ZM133 66V68L131 69L130 67V69H127L128 67H125L124 66V74L125 75H129V74H132L133 73V71L136 69V67H134ZM177 66V65H176ZM186 66V65H185ZM59 67V66H58ZM84 67V66H83ZM87 68H89L88 67V64H87V66H86ZM158 67V66H157ZM161 67V66H160ZM168 67V66H167ZM171 67V66H170ZM169 67V68H170ZM179 67H180V64H179ZM181 67H182V65H181ZM194 67V66H193ZM79 68V67H78ZM77 68V69H78ZM86 68V69H87ZM149 68V67H148ZM153 68V67H152ZM162 69H161V71H160V68H155V69H159L158 71H160V72H166L165 70L164 71H162L163 70V67H161ZM85 69V68H84ZM86 69L85 70H83V72H85L86 71ZM120 69H123L122 67H120ZM194 69V68H193ZM117 70H119V69H117ZM156 70V71H157ZM229 70V69H228ZM77 71V70H76ZM82 71V70H81ZM155 71V70H154ZM158 71L157 72H155V73H157L156 75H160V73H158ZM170 71V70H169ZM196 71V70H195ZM82 72V73H83ZM87 72H88V74H87ZM116 72V71H115ZM114 72V73H115ZM120 72V71H119ZM206 72V71H205ZM231 72V70H229L228 72L226 71V74L228 75V77L227 78H229L230 76H232V73H230ZM81 73V74H82ZM87 75H88V77L90 76V74H91V71H90V74H89V69H87V71L85 72ZM106 73V72H105ZM176 73V72H175ZM229 73V74H228ZM119 74V73H118ZM172 74V73H171ZM77 75V74H76ZM79 75V74H78ZM84 75V74H83ZM87 75H86V78H88L87 77ZM123 75V74H122ZM166 75H168V73L166 74ZM25 78H24V77ZM81 76V75H80ZM118 76V75H117ZM116 76V77H117ZM120 76V75H119ZM140 76H141V73H140ZM170 76V75H169ZM175 77V75H172V77ZM187 76V75H186ZM190 76V75H189ZM142 77V76H141ZM147 78H145L146 80L148 79V77L149 76H146ZM159 77H161V75L159 76ZM164 77V76H163ZM162 77V78H163ZM171 77V76H170ZM171 77V78H172ZM204 77V76H203ZM208 77V76H207ZM111 78V77H110ZM162 78H160V81H161V83H162ZM225 76H224V74L222 73L221 74V76H218L217 77V80H218V82H219V80L221 81V82H225L226 81V79H227ZM231 78V77H230ZM74 79V78H73ZM89 80H91V78H89ZM111 80V79H110ZM152 80V79H151ZM150 80V81H151ZM156 80V79H155ZM157 80H159L158 79V77H157ZM173 80V79H172ZM203 80H204V78H203ZM79 81H80V79H79ZM78 81V82H79ZM85 81V80H84ZM87 81V80H86ZM113 81H115V80H113ZM159 81V82H160ZM200 81V80H199ZM198 81V82H199ZM213 81V80H212ZM78 82H76V83H78ZM153 82H155V81H153ZM165 82V81H164ZM85 83H87V82H85ZM112 83V82H111ZM160 83V84H161ZM113 84V83H112ZM114 84H115V82H114ZM123 84H124V82H123ZM164 84V83H163ZM162 85V84H161ZM42 86V87H41ZM148 86H149V84H148ZM157 86V85H156ZM163 86V85H162ZM191 86V85H190ZM201 86H203V82L201 83V85L199 86V88L201 87ZM114 87V86H113ZM139 87V86H138ZM147 87V86H146ZM159 87V86H158ZM158 87H157V89H158ZM163 87H165V86H163ZM26 88H32L34 91H36L37 93H42V96H40L41 98H38V96H37V98H38V100H41L39 103L38 102H36V103H34L33 101H32V104H30V105H33V110H30L31 109V106L29 105V106H27V101H25V103H26V105L24 106V104H23V97H25V93L27 92L26 91ZM111 88H112V86H111ZM149 88V87H148ZM162 88V87H161ZM196 88V87H195ZM203 88H205V86L203 87ZM101 89V88H100ZM100 89H98L99 91H100ZM105 90H106V87L104 88ZM104 89H102V90H104ZM160 89V88H159ZM158 89V90H159ZM163 89V88H162ZM206 89V88H205ZM211 89V88H210ZM84 90V89H83ZM90 90V91H89ZM97 90V89H96ZM102 90H101V92H102ZM117 90V89H116ZM115 90V92H113V94L115 93L117 96H119L120 94H122L121 93V91H120V88L118 89L119 90V92H117ZM157 90V91H158ZM165 90V89H164ZM192 90H193V88H192ZM198 90V89H197ZM196 90V91H197ZM203 90V89H202ZM98 91V92H99ZM207 91V90H206ZM209 91V93H210V90H208ZM223 91V90H222ZM92 92V91H91ZM154 92H155V89H154ZM159 92V91H158ZM170 92V91H169ZM188 92V91H187ZM192 92V91H191ZM218 92V91H217ZM216 91H215V93H214V95L217 93ZM28 93V92H27ZM93 93V92H92ZM103 93V92H102ZM97 94V92H95L94 94H95V96H99V97H102V95L103 94H105V93H107V92H105V93H103V94ZM140 93V92H139ZM160 93V92H159ZM201 93V92H200ZM30 94H34V92L33 93H29V95ZM75 94V95H74ZM97 94V95H96ZM158 94V93H157ZM41 95V94H40ZM89 95H90V93H89ZM134 95V94H133ZM155 95V94H154ZM201 95V94H200ZM80 96V98H78ZM91 96V95H90ZM146 96V95H145ZM144 96V97H145ZM172 96V95H171ZM170 96V97H171ZM209 96V95H208ZM89 97V96H88ZM93 97V96H92ZM97 97H94L95 99H89L88 98V100L89 101H91V100H93L92 102H97V101H102V102H104L105 100H101V99H99V100H97L98 98ZM165 97V96H164ZM182 97V96H181ZM185 97V96H184ZM202 97V96H201ZM204 97H206V96H204ZM215 97V96H214ZM72 98V99H71ZM74 98V99H73ZM97 98V99H96ZM109 98H110V94H109ZM108 98V96L106 97V100L108 101V103L106 104V101L104 102V104H100V108L98 109V107L96 108V109H98V110H100V111H98V110H96L95 109V111L93 112V111H90L92 114H93V116L96 114L97 115V112L96 111H98L99 112V117H100V114H101V117L103 116V112H105L104 114H106V116H105V118H106V121L104 120V122H108V125H106V126H104L105 128H107V126L109 127V128H111V129H109L108 128V130H105V128H104V130H102L103 128H101L100 129V127H102V125H103V123H102V125H100L101 124V121L103 120V118H97V117H95V119H99V120H95V122L96 123H94V125H93V127L92 126H90V128L88 129L89 131L91 130L92 131V129L91 128H93V131L95 132H93L94 133V136L96 137H94L93 136V138H91L90 136H88V135H90V134H87V136L86 137H84L85 135V133H83V137L84 138H80V140L79 141H81V139L82 140H86L85 142H87V140L89 141L90 139H92V143L90 142H87L90 146H94V149H92V150H95L94 151V153H99L98 155L100 156V157H103V158H101L100 159V163H99V165L97 166L96 165V167L95 168H92V167H94V166H87V165H85L84 166V164H87V163H89L88 161L89 160H87L86 159V156H84V158L87 160H85L84 158V160L83 159H80L82 162L83 161H86V163L85 162H83L82 164H83V167L81 166V163H80V166L81 167H77L78 169L80 168V174H81V180L83 181L82 183H81V186L85 183V185H86V189L87 188H90L91 189V191L88 193V190L86 191V190H84L85 192H84V195H83V198H84V196H85V194H88V199L86 198L87 196H85V201H84V199H83V201L84 202H82V204L81 203H79V201H77V202H74L75 200V198L73 199V201H72V199H69L68 197V199L70 200V202H69V200L66 198V197H64V198H62V200L63 199H65V205L62 203V201H61V199H60V196H62L63 194L66 196L67 194L66 193H70L71 191L69 190V192H65L64 191V193L61 195L60 194V196L59 195H56V194H53V195H55L54 197H56L57 196V198H52L53 199V201H55L56 199L59 201V199H60V201L59 202H57V201H55V202H51L50 201V203H57V206L59 207V212H61L64 208H68V209H64L65 210V213L63 212V215L65 214V216H64V218H59L58 219V217L56 216V214L57 215H60V213L58 214L57 212H56V214L55 215H53V213H51V222H48L49 221V219L50 218H48L47 216L49 215L50 216V214H49V212L48 211H50V212H54L55 213V210H54V208H57L56 210H58V207H56L54 204H53V206H55V207H53L52 209L54 210H50V207L49 206H51L50 204H48L49 203V197L52 195V194H50L48 191H46L45 189H44V191H46V192H41V191H43V189H40L41 191H37V192H40L41 194H45V193H49L48 195H50L48 198H47V202L48 203H46L45 201H42L41 203H44L45 202V204H43V205H45V207L43 206V208L41 207L42 205H39V206H37L38 205V203L37 202H39V204H40V201H37L39 198H37V196L36 195H38L37 193L35 194L34 193V197H35V200H33V193L30 195L31 197H29L28 199L27 198H25V199H27V200H25V199H22V201L20 202V206L19 205H16L14 208H13V212H12V210H11V213H4L3 212V208L1 209L0 208V216H2V215H4V217L6 218V220H8V221H4L5 223L6 222H8V223H10V224H5L4 226H6V227H4V226H0V234H1V236H2V239H1V242H0V248L2 249V252H3V255H5V253H6V255L9 257V260L10 259H15V260H24V262H23V264H40L41 262H42V264H44L43 263V261L40 259V260H37V259H35V257L37 256V257H39L38 255H37V253H38V251H39V255H40V257H42L43 256V258L45 257L44 256V254H42V249L41 248H39L40 246H38V249L39 250H36L37 248L35 247V244H37L38 242L39 243H42V242H40L41 240H38V239H40V237L42 236L41 234H39V233H41L40 232V230L42 231L43 230V228H44V225L45 224H47V227L50 225H52L53 226V224L55 223H53V221H52V217H54L55 219H57L58 221H60V222H62V224H61V226L60 227H58V225H55V227L53 226H51L50 228L51 229H48L49 231L51 230L52 232H53V230H54V228H58V230L61 228V230L63 231L62 232V234H61V236H60V238L61 239H59L58 237V239L57 240H55L56 238L55 237H51L52 239H53V243L51 242V240L52 239H50V241L48 242H46V243H48L49 245V247H52L51 245H53V249L52 248H49V249H47V250H55L54 252H53V254H49L50 255V257L52 258V259H50L49 258V255H46L47 253H49V252H47V250H45L44 252H47V253H45V255L47 256V258L49 259V262L50 261H52L53 262V264H83L84 262H82L81 261V259H82V257L85 255V257L84 258H86V257H88V256H86V254H90L93 250H91V252H89L87 249H92L93 247H95V250H97V249H99L100 247H101V249H99L102 253H103V249L102 248H104L105 249V251L106 250H108L109 249V251H110V248H111V246H120V245H123V244H119L120 242H119V240H117L116 239V235H113L112 234V229L116 226L115 225V223L114 222H116L117 220V217H119V214L120 213H122V212H124V210H127V208H131V210H133V212H134V214H133V216H132V218L133 217H138V218H141L140 220H141V222H142V226H138L137 228H139V227H141L140 229H142V230H145V232L146 233H148L147 235L149 236V238H150V235L149 234H153L154 232L156 233V231L154 230V229H156L157 227H155L156 225H154L155 224V222L156 221H159V220H164V221H166V222H170V223H172L173 224V226H172V228L173 227H175V229H173V230H169V232L170 231H174V230H177V229H181V228H186L187 227V223L185 222V221H183V219H184V215L188 212L189 214H190V210H189V208H191L192 206L191 205H188V204H190L191 203V201L193 202L192 204H193V206L195 207V211H194V213H193V216L195 215L196 216V218H197V220L200 218L201 220H203V218H207V216L209 217V208L210 207H214V205H209L210 204V202H212L211 200H212V198H213V194H215L214 192H213V190H212V192L210 193H208L207 192V190L205 191V194H202L200 197L199 196H197V197H195L194 196V194L195 193H200L203 189H204V187H206L205 185H206V183H203L204 181H202V183L200 182V183H195L196 184V186H194L195 187V189H194V187H193V189L195 190V191H197V192H192V196H191V194L189 193V190H191L192 188L190 187V183H188V182H190L191 180L193 181V179H197V180H199V179H201V177H203L202 176V174H205V171L206 170H208V168H209V162H211V161H213V160H215L216 158L215 157H217L216 156V154L218 153H216V149L217 148H219L220 146H222L223 148H225V149H228L229 150V145H228V137L223 133L222 135H218V136H216V138L214 137L215 136V133H214V135H213V139L214 140H212V141H214V149H215V157L214 156H212V158H215V159H211L209 162L205 159L206 158V156H207V158H209L210 159V156L208 157V155H206L205 157H204V155H203V159H201V158H199V153L200 152H195L196 154H194V156L193 155H191L192 157H189V159L187 160V167L185 168V166H183L182 164H181V159L182 160H184V159H186V158H184L185 157V155H184V159L182 158V157H180L179 158V164H175V162H174V164L175 165H173V166H171V165H169V163L168 164H165L164 162H162V161H164V160H162L161 161V159H159L160 157H157V153H159L160 151H162L160 148H163L166 144L165 143H169V141H171L172 142V139H176V138H178L179 137V139L178 140H180V142L178 141V140H175V142L172 144V143H170V144H172V145H174V144H176L175 145V147L177 146V144L179 143L180 145H181V143L183 142V141H185V139H186V135L184 134V136H185V138H184V136L182 135V133L181 134H179V136H178V134H177V137L175 138H171L170 137V132L167 130H165L164 131V129L166 128V126L164 127H162L161 129H162V131H160L159 132V130H157V129H155L154 130V133L157 135V137H159V135L163 138V137H165L166 139H168L167 141H165L164 143H163V140H160V139H162V138H158L159 140H157L158 141V143L156 142V140H155V142H156V144H158V145H155L154 143V140H152V137H155V136H150L151 137V140H152V144H154L155 146H152V144L150 143V142H146V141H144L145 143H140V141H139V136L136 138V140H138L137 142L135 141L134 143H135V146L136 147H138L139 146V148L137 149L135 146H134V148H136L137 150H136V152L134 151V150H132L130 147H132V145H133V141H132V139H130V140H128L127 142L128 143H126V142H124V140L123 141H121L120 140V138L122 139L123 137V139H126V138H130L133 134H132V132H128L129 130L127 129V130H125L128 126H126L127 125V122L130 124V121L129 120H131V118L130 119H127L128 118V116H129V114H128V110L126 109V108H120V107H117V105H116V103L114 102V101H112L111 99L110 100H108L109 99ZM187 98V97H186ZM185 98V99H186ZM194 98V97H193ZM192 98V99H193ZM83 99H85V98H83ZM82 99V100H83ZM105 99V98H104ZM135 99H136V97H135ZM173 99V98H172ZM184 99V98H183ZM188 99V98H187ZM195 99H197V97L196 98H194V100ZM209 99H210V97H209ZM26 100V99H25ZM80 100V101H79ZM205 100V99H204ZM23 101V102H22ZM86 101H87V98L85 99V101L83 100L82 102H85L86 103ZM136 101V100H135ZM134 101V102H135ZM138 101V100H137ZM150 101V100H149ZM77 102V103H78ZM95 102V103H96ZM99 102V103H100ZM145 102H147V101H145ZM156 102V101H155ZM198 102V101H197ZM203 102V101H202ZM217 102V101H216ZM76 103V102H75ZM89 103H91V102H89ZM98 103V104H99ZM136 103H138V102H136ZM172 103V102H171ZM190 103V102H189ZM192 103H195V102H193V100H192ZM87 104H88V102H87ZM94 104V103H93ZM148 104V103H147ZM196 104V103H195ZM197 104H199V103H197ZM96 105V104H95ZM155 105V104H154ZM190 105V104H189ZM200 105H201V103H200ZM91 106V105H90ZM94 106V105H93ZM93 106L91 107V108H93ZM141 106V105H140ZM151 106V105H150ZM192 106V105H191ZM66 107V108H65ZM168 107V106H167ZM171 107V106H170ZM170 107H168V108H170ZM180 107V106H179ZM193 107V106H192ZM198 107V106H197ZM29 108V110H30V112L32 111V114L31 115H29L28 114V112H26V109H28ZM77 108V107H76ZM89 109H90V107H88ZM143 108V107H142ZM146 108V107H145ZM155 108V107H154ZM165 109V110H167L168 112V115H166L167 116V118H166V120L168 119L169 120V118H170V122H171V119H172V122H174L175 120H177V118L178 119H180L179 118V116L180 115H172V116H174V117H176L175 119H173V118H171L172 116L171 115H169V109ZM195 108H196V106H195ZM182 109V108H181ZM205 109V108H204ZM70 110V111H69ZM80 110V111H79ZM94 110V109H93ZM104 110V111H103ZM105 110H107V111H105ZM163 110V109H162ZM172 110V109H171ZM261 110V109H260ZM176 111V110H175ZM175 111H173L174 113H177V112H175ZM63 112V114H61ZM90 112H86L87 114L88 113H90ZM96 112V113H95ZM152 112V111H151ZM241 112V111H240ZM161 113V112H160ZM163 113H165V112H163ZM166 113V114H167ZM173 113V114H174ZM87 114H81V115H86L87 116ZM188 114V113H187ZM196 114V113H195ZM223 114V113H222ZM29 115V116H28ZM62 115L64 116V118H66L65 120L63 119V121H61L62 120ZM163 115V114H162ZM227 115V114H226ZM68 116V117H67ZM83 116V117H84ZM98 116V115H97ZM139 116V115H138ZM169 116V117H168ZM192 116V115H191ZM94 117H93V119H94ZM130 117V116H129ZM159 117V116H158ZM181 117H182V115H181ZM223 117V116H222ZM61 118V120H59V121H55L56 119H60ZM86 118V120H87V117H85ZM107 118L109 119V121L107 120ZM139 118V117H138ZM191 119V118H190ZM189 118H188V120H190ZM67 120V121H66ZM138 120V119H137ZM60 121H61V123H60ZM66 121V122H65ZM111 121V122H110ZM181 121H182V119H181ZM110 122V123H109ZM132 122V121H131ZM138 122V124H140V123H142V122H140L139 123V121H137ZM167 122V121H166ZM177 122H180V120H177ZM177 122H174V123H177ZM133 124H131V125H135L134 124V122H132ZM164 123V122H163ZM169 123V122H168ZM167 123V124H168ZM90 124V125H89ZM110 124V125H109ZM166 124V125H167ZM179 124V123H178ZM182 124V123H181ZM181 124H180V126H181ZM89 125V126H88ZM143 125H144V122H143ZM161 125V124H160ZM170 125V124H169ZM172 125V124H171ZM175 125V124H174ZM86 126L88 127L87 129H86ZM130 126V125H129ZM141 126V125H140ZM180 126H179V128H180ZM137 127V126H136ZM139 127V126H138ZM186 127V126H185ZM184 127V128H185ZM140 128V127H139ZM167 129V128H166ZM169 129V128H168ZM174 129V128H173ZM187 129H188V126H187ZM97 130V131H96ZM131 130V129H130ZM147 130V129H146ZM153 130V129H152ZM181 130H182V128H181ZM194 130V129H193ZM215 130V129H214ZM227 130V129H226ZM256 130H257V128H256ZM73 130H71L70 132H72ZM103 131H105L104 133H106L107 131L109 132V136H108V139H106V140H104V138L101 136V135H103L102 133H103ZM125 131H126V133H125ZM185 131V130H184ZM212 131V129H210V131L209 132H211ZM216 131V130H215ZM259 131V130H258ZM258 131H256L257 133H258ZM78 132H80V130L78 131ZM102 132V133H101ZM108 132H107V134H108ZM157 132V133H156ZM158 132H159V134H158ZM165 132H167V133H165ZM172 132V131H171ZM189 132H190V130H189ZM192 132V131H191ZM214 132V131H213ZM260 132V131H259ZM90 133H92V132H90ZM93 133H92V135H93ZM101 133V134H100ZM153 133V134H154ZM162 133H165V134H163L162 135ZM177 133H179L178 131H177ZM185 133V132H184ZM237 133V132H236ZM76 134V133H75ZM97 134V135H96ZM99 134V135H98ZM122 134H124V136H122ZM169 136V138H167V135ZM209 134H211L212 135V133H209ZM67 135H69V134H67ZM78 135V134H77ZM77 135H76V137H77ZM91 135V136H92ZM105 135V134H104ZM166 135V136H165ZM176 135V134H175ZM180 135H181V138H180ZM225 135V136H224ZM63 136H64V139H63ZM171 136H173V135H171ZM235 136H237V135H235ZM90 137V138H89ZM126 137V138H125ZM148 137V138H147ZM145 139L146 140H148L150 137L149 136H147ZM234 137V136H233ZM238 137H239V135H238ZM237 137V138H238ZM241 137V136H240ZM78 138H79V136H78ZM87 138V139H86ZM212 138V137H211ZM71 139V138H70ZM70 139L69 140H67V141H65L66 142V144H65V142H64V146L63 147H65V146H67V145H69V141H70ZM75 140L77 139V138H74ZM154 139V138H153ZM155 139H156V137H155ZM166 139H164V140H166ZM171 139V140H170ZM190 139V138H189ZM188 139V140H189ZM109 142H108V141ZM111 140V141H110ZM115 140V141H114ZM150 140V139H149ZM187 140V139H186ZM191 140V139H190ZM226 140H227V142H226ZM237 140V139H236ZM239 140H240V138H239ZM143 141V140H142ZM176 141H178L177 143H176ZM182 141V142H181ZM210 141V140H209ZM69 142V143H68ZM83 142V143H82ZM81 143L83 144H81L80 142V144L82 145H80L81 147H83V146H85L86 144H85V142L84 141H82ZM114 144H112V143ZM161 142V143H160ZM68 143V144H67ZM78 143V142H77ZM78 143V144H79ZM136 143L138 144V146L136 145ZM160 143V144H159ZM183 143H186V141L185 142H183ZM216 143V144H215ZM235 143V142H234ZM76 144V143H75ZM74 144V145H75ZM92 144V145H91ZM206 144V143H205ZM232 144V143H231ZM231 144H230V146H231ZM62 145V146H61ZM89 145H88V147H89ZM151 145V146H150ZM163 145V146H162ZM200 145V144H199ZM234 145H236V143L234 144ZM159 146V147H158ZM170 146V145H169ZM233 146V145H232ZM237 146V145H236ZM87 146H85V147H83V149L85 150V152L88 150H86L85 148H86ZM157 147H158V149H160V151H158V149H157ZM175 147H173L174 149H175ZM178 147V146H177ZM186 149L184 150V151H179L180 152V154H181V152H183V153H186L185 151H190L194 146L192 145V148H191V145H188L187 147L186 146H184ZM207 147H210L209 148V150H208V152H212V147H211V145L209 146V144H208V146ZM221 147V149H219V152H221L220 154H222L221 156H219V157H221L222 159H219V161L222 163V162H226V160L227 159H229V160H227V162L229 161V163H230V159L231 158H233L234 156H235V154L237 153L236 151H239L237 148H239V146H237L236 147V151H235V147L233 146V148H232V150H233V152H234V154H232V156L233 157H230V158H228L229 157V153L231 154L232 153V151H231V149L229 150V152H228V150H224L223 148ZM244 147V146H243ZM254 147H255V145H254ZM80 148V147H79ZM103 148H104V150L105 149H109V151H110V154L108 155V154H106V155H108V156H106V157H104V156H102L105 152H103L102 150H103ZM166 148V147H165ZM64 149H66V147L65 148H63V149H60V154H61V151H63ZM74 149V148H73ZM80 149H82V148H80ZM100 149H101V151L103 152V154H102V152H99L100 151ZM176 149H178V148H176ZM203 149V148H202ZM223 149V150H222ZM107 150H106V153H107ZM180 150H182V147H181V149ZM201 150V149H200ZM77 151V150H76ZM194 149H193V151H192V153H194ZM223 151V152H222ZM226 153H225V152ZM249 151H251V150H249ZM248 151V152H249ZM66 152L69 154V151L67 150V151H65V155H63V154H61V156H64V157H68V155L66 154ZM81 152H84V151H81ZM170 149L168 148H166V150H165V152H164V155H165V157H166V159H169L170 160V158H172L173 159V157L171 156V154L174 152V150H173V152H170ZM191 152V151H190ZM254 152H255V150H254ZM88 153H90V152H88ZM100 153L102 154V155H100ZM109 153V152H108ZM152 153V154H151ZM228 153V154H227ZM238 153H242V155L243 154H245L246 153V151H244V150H242V152H238ZM251 153V152H250ZM85 154H87V153H85ZM84 154V155H85ZM93 154V153H92ZM169 154V155H168ZM211 154V153H210ZM226 154V155H225ZM57 155V156H56ZM67 155V156H66ZM71 155V154H70ZM90 155V154H89ZM163 155V156H164ZM190 155V154H189ZM212 155H213V152H212ZM218 155H219V153H218ZM251 155V154H250ZM252 155L254 156V153H252ZM60 156V155H59ZM61 156L59 157V159H57V160H59L60 162L59 163H61V161H62V158H61ZM81 156V155H80ZM93 156H95V155H93ZM98 156V158H100ZM177 156V155H176ZM224 156H226V160H224L223 161V158H224ZM83 157V156H82ZM81 157V158H82ZM194 157V158H193ZM200 157H201V155H200ZM236 157V156H235ZM241 157V156H240ZM243 157V156H242ZM252 157V156H251ZM35 158H37V159H35ZM188 158V157H187ZM250 158V157H249ZM37 161V162H39V163H35L34 161L35 160ZM69 159V158H68ZM88 159H90V157H88ZM94 159V157L92 158V160ZM97 159V158H96ZM123 159H125V160H127V161H129L128 163H124V160ZM129 159V160H128ZM234 159H236V158H234ZM80 160H79V162H80ZM123 160V161H122ZM250 160V159H249ZM23 161H25L26 162V164H25V162L23 163ZM28 161V162H27ZM94 161V160H93ZM92 161V164H98V162H93ZM126 161V162H127ZM130 161H132V162H130ZM35 163L34 165H28L29 163ZM53 162L54 163H56V164H54L53 165ZM71 162V161H70ZM123 162V163H122ZM184 162V161H183ZM216 162H217V160H216ZM224 162V163H225ZM249 164H250V161H247ZM185 163V164H186ZM213 163V162H212ZM67 164V163H66ZM72 164V163H71ZM79 164V163H78ZM77 164V165H78ZM89 164H91V163H89ZM116 164L117 165H121V164H123V165H121V167L119 168V171L117 170L116 171V173H115V176L117 177V178H111V180H119V182L121 183V186H124L123 188L124 189H122V190H125V194H123L124 192H120L121 194L120 195H124V196H119V195H115V188L113 189V191H114V193H112L113 191L111 190V193H112V195H110V194H108L110 191H108L109 190V187H110V185H112V182L114 183L115 181H110L109 179H110V176H108L107 175V173H109V171L111 170L110 168H112L111 166L112 165H114V167L116 166ZM125 164V165H124ZM171 164H173V163H171ZM184 164V163H183ZM218 164H220V163H218ZM218 164H216V163H214L213 165H218ZM44 165V166H43ZM54 166V167H51V166ZM60 167H59V166ZM238 165V164H237ZM57 166H58V168H57ZM70 166V165H69ZM110 166V168L108 169V167ZM239 166H240V164H239ZM56 167V168H55ZM71 167H73V166H71ZM71 167H70V169H71ZM106 167H107V169L109 170V171H107L106 170ZM114 167H113V169H114ZM202 167V168H201ZM211 167V166H210ZM215 168H216V166H214ZM218 167V166H217ZM43 168V169H42ZM52 168L54 169V172L52 171ZM62 168V167H61ZM74 168V167H73ZM198 168H201V170H199ZM223 168V167H222ZM37 169L39 170V171H37ZM42 171H41V170ZM55 169H56V171H55ZM68 169V168H67ZM113 169L111 170V171H113ZM197 169L199 170V171H197ZM214 169V168H213ZM212 169V170H213ZM217 169V168H216ZM31 170V171H30ZM211 170V169H210ZM211 170V171H212ZM221 170V169H220ZM32 172L33 174H35V171H36V174H38V172L39 173H41L40 175H38V178L39 177H41L40 179H38V180H36V174H35V177H34V175H33V177H34V179H35V182L36 183H32V181L34 180H32V181H30V185L29 184H27V183H29L28 181H29V179L31 178H29V176H31V174H29L28 172ZM51 171H52V173H55V172H57V174H59L60 176H57L56 175V173H55V175H53L52 173H51ZM70 171V170H69ZM72 171V170H71ZM78 171V170H77ZM192 171H195V172H193L192 173ZM239 171V170H238ZM60 172H62V171H60ZM207 173H208V175H209V172L210 171H206ZM225 172V170H223V173ZM228 172V171H227ZM235 172V171H234ZM29 174L27 177L29 178H27V177H25L24 176V174ZM181 173H183V174H181ZM190 173H192V175H189ZM216 173V172H215ZM78 174H79V172H78ZM79 174V175H80ZM185 175V176H183V178L181 177H177V175ZM211 174V173H210ZM225 174H226V172H225ZM225 174H222V175H224L225 177H222L223 179H225V182H226V180H229V179H227L226 178V175L228 176V178H230V177H232V179H233V176L232 175H235V174H233L232 173V175L230 174V172H229V175H228V173L225 175ZM245 174H248V173H246V172H244L243 173V176L241 175V177H240V183H239V185H240V187L242 188V189H240L239 190V192L238 193H240V192H245V190L246 189H248L249 190V193L247 192V190H246V194L248 193L249 194V196L246 198V200H248V199H251V198H253V197H255L254 199H257L256 197L258 196V197H262V199L261 200H263V198H264V182L263 181H261V182H259V180H258V184H261V186L262 187H256L253 183H255V182H253V179L252 178H255L254 177V175H246V176H248L247 178L245 177ZM255 174V173H254ZM22 175L24 176V177H22ZM180 175V176H181ZM221 175V176H222ZM237 175V174H236ZM114 176V175H113ZM206 176V175H205ZM215 176H216V174H215ZM20 177H22V178H24L25 180H23V182L22 183H24L26 180H28L27 182H25L24 183V185L23 184H21V183H19L20 181H17V180H19V179H21ZM32 177V178H33ZM53 177H56V178H53ZM220 177V176H219ZM31 178V179H32ZM45 178H46V180H45ZM53 178V179H52ZM60 178V179H59ZM73 178V177H72ZM206 178V177H205ZM205 178H204V180H205ZM212 178H213V176L210 178V180L212 181ZM221 178V179H222ZM41 179L42 180H44V181H46V183L43 181L41 184L39 183L38 184V181H40L41 182ZM76 179V178H75ZM173 179H174V181H173ZM221 179L219 180V178H215V180H213L212 182L213 183H216V185L217 184H221L222 182H221ZM222 179V180H223ZM231 179V178H230ZM262 179V178H261ZM58 180H59V182H58ZM62 180V181H63ZM66 180V179H65ZM64 180V181H65ZM118 180H117V188L119 189V187L120 186H118L119 184V182H118ZM169 180V181H168ZM194 180V181H195ZM207 180V179H206ZM210 180H207V181H210ZM215 181V182H214ZM218 181H220L219 183H218ZM16 182H18V183H16ZM34 182V181H33ZM262 182H263V184H262ZM45 183V184H44ZM50 183V184H49ZM54 183L52 184L53 186H54ZM64 183V182H63ZM62 183V184H63ZM115 183V184H116ZM210 183V182H209ZM224 183V182H223ZM10 185V187H8L9 185ZM35 186V184H36V186L35 187H33V185ZM46 184H48V185H46ZM75 184V183H74ZM74 184L72 183V185L74 186ZM230 184V183H229ZM6 185H8L7 186V189H10V190H7L5 187H6ZM21 185H23V186H21ZM43 185H42V188H44L43 187ZM79 185V184H78ZM210 185H211V183H210ZM214 185V184H213ZM2 186V187H1ZM30 186H32L33 188H34V190H32V187H31V189L29 188ZM65 186H67V184L65 185ZM180 187L179 189H175V187ZM207 186H208V184H207ZM215 186V185H214ZM213 186V187H214ZM21 187V188H20ZM212 187V188H213ZM217 188H220V189H218V190H221V187H222V185L221 186H216ZM62 188H65V190H66V187H62ZM68 188V187H67ZM217 188H213L214 190L215 189H217ZM235 188V187H234ZM237 188V187H236ZM3 189V188H2ZM1 189V191H3ZM59 188H56V191L57 192H55V193H60L61 191H63V190H61V188L58 190ZM82 189V188H81ZM117 189V190H118ZM207 189H210V188H208L207 187ZM232 189V188H231ZM24 190V191H23ZM39 190V189H38ZM50 190V189H49ZM61 190V191H60ZM74 190H75V187H74ZM121 190V191H122ZM51 191V193H54V192H52ZM59 191V192H58ZM81 190L79 189H77V191H75L74 193H75V196L77 197L76 199H81V197H82V194L81 193H83V192H80ZM83 191V190H82ZM118 191H120V190H118ZM200 191V192H199ZM9 192H10V194H11V196H9ZM73 192V191H72ZM76 192H78V193H80L81 195L79 196V194H76ZM188 192V193H187ZM224 192V191H223ZM222 192V193H223ZM226 192V191H225ZM224 192V193H225ZM1 193V192H0ZM12 193H13V195H12ZM21 193V194H20ZM29 193V194H28ZM62 193V192H61ZM100 193H102V194H100ZM104 193H106V194H104ZM118 193V192H117ZM116 193V194H117ZM221 193V192H220ZM221 193V194H222ZM41 194H39V195H41ZM187 194H189L191 197H188L189 195H187ZM219 194V193H218ZM221 194H219L218 196H221ZM241 194V195H240ZM239 194V196H241L240 198L241 199H243V196L245 195V193L244 194H242V193H240ZM1 195V194H0ZM39 195H38V197H39ZM47 195V196H48ZM102 195V196H101ZM187 195V197L185 198V196ZM200 195V194H199ZM226 193L222 196L223 198H220V201L219 202H217L218 201V196H217V200H216V202H217V205L219 206V204H221V203H223L224 202V205H222V206H224L225 208H224V210L221 208L220 209V211L222 210L223 212L222 213H224L225 212V210L227 209H232V210H234V214L235 215H241L242 214V211L240 212V210L239 209H241V208H243L246 204H248L249 202H251V201H247L246 202V200H245V198H244V202L243 201H241V199L240 198H237L238 197V194H236L237 195V199H240V200H238V202H237V199H236V201L233 203L232 202V205H231V207H229L228 205V203H229V201H228V197H226ZM262 195V196H261ZM8 196V197H7ZM69 196V195H68ZM71 196V195H70ZM74 195H73V197H75ZM79 196V197H78ZM15 197H13L12 199L10 198V204H11V201H13L14 199H15ZM28 197V196H27ZM33 197V198H32ZM41 197H42V199L44 198V197H46L45 195H44V197H43V195H41ZM41 197H40V199L39 200H41ZM51 197H53V196H51ZM233 197V196H232ZM2 198V195L0 196V199ZM2 198V201H1V203L2 204H0V205H2L3 206V202H6L7 201V203H5L4 204V208L7 206V205H9V198H8V200L5 198ZM32 198V199H31ZM70 198H72V196L70 197ZM201 198V199H200ZM3 199L5 200V201H3ZM29 199H31V200H33V202H35V201H37L36 202V204L37 205H35L34 207H37L36 208V210H34L33 209V211L31 212V214L28 212V214L29 215H27V213H26V215H23L22 214V212L24 213V210H26V208L28 209V205L30 204L29 203ZM37 199V200H36ZM46 199V198H45ZM79 199V200H80ZM194 199V200H193ZM254 199H251V200H254ZM29 200V201H28ZM44 200V199H43ZM82 200V199H81ZM185 200H186V202H185ZM261 200H259V199H257V201H259L258 203H255L254 205L255 206H257L258 207V205H262V206H264V202H260ZM31 202V201H30ZM33 202H31V204L32 205H34L35 203H33ZM67 202H69L68 204H67ZM72 202H74V203H72ZM85 202L87 203V204H85ZM190 202V203H189ZM246 202V203H245ZM254 202V201H253ZM59 203H61V204H63L62 205V207H63V209L62 210H60V206L58 205ZM79 203V204H78ZM186 203H188V204H186ZM7 204V205H6ZM67 204V205H66ZM77 204V205H76ZM85 204V205H84ZM252 204V203H251ZM250 204V205H251ZM6 205V206H5ZM32 205L30 206L31 207V209H32ZM49 205V206H48ZM188 205V206H187ZM254 205H253V207H254ZM19 208H18V207ZM49 207V210L48 209H46V207ZM227 206V207H226ZM11 207V208H12ZM29 207V208H30ZM47 207V208H48ZM61 207V208H62ZM77 207H78V209H77ZM6 208H8V206L6 207ZM5 208V209H6ZM40 210H42L43 209V211H40V212H37V216L35 215V211H38L39 209ZM42 208V209H41ZM215 208V207H214ZM216 208H218V207H216ZM220 208V207H219ZM15 209V210H14ZM38 209V210H37ZM151 209H153V211H154V218H153V216H152V218L151 219H148V217L151 215H148L147 216V213L148 212H151L152 213V211H150ZM244 209V208H243ZM251 209V208H250ZM258 209V208H257ZM8 210V209H7ZM9 210H10V208H9ZM29 210V209H28ZM44 210H48V211H44ZM188 210V211H187ZM215 211L216 209H213L212 208V211ZM242 210V209H241ZM2 211V212H1ZM7 212H9V211H7ZM129 212V211H128ZM216 212V211H215ZM253 212V211H252ZM1 213H2V215H1ZM12 213L14 214L13 215V218L14 219H11V218H9L8 216H10L11 217V215H12ZM33 213V214H32ZM38 213L39 214H41V216H39L38 215ZM47 213V214H46ZM62 213V212H61ZM187 213V214H188ZM220 212H218V217H219V214ZM11 214V215H10ZM75 214L77 215L76 216V218H75ZM123 214V213H122ZM131 214V215H132ZM216 215V219L218 218L217 217V213H215ZM31 215V216H30ZM32 215H34L35 217L34 218H32L33 216ZM91 215H93V216H91ZM121 215V214H120ZM125 215H127V214H125ZM244 215V214H243ZM247 215V214H246ZM245 215V216H246ZM258 215V214H257ZM44 216L46 217V218H48V223H53V224H49L48 225V223H44L43 221H45L46 219L44 218ZM73 216H74V218H75V220L73 219ZM79 216V217H78ZM140 216V217H139ZM242 216V215H241ZM4 217L2 218V219H4ZM7 217H8V219H7ZM29 217H30V219H32V220H30V222H27V221H29L28 219H29ZM39 218V217H41V218H39V220H43V218H44V220L43 221H41V223L43 224L44 223V225H42L41 226V228L38 230L37 229V226H35L36 224L34 223V221L36 222V220H38L37 218ZM60 217H62L61 215H60ZM89 219H88V218ZM93 217V218H92ZM131 217V216H130ZM145 217H147V218H145ZM255 217V216H254ZM1 218V217H0ZM36 218V219H35ZM80 218V219H79ZM122 218H123V215H122ZM121 218V219H122ZM137 218V219H138ZM195 218V219H196ZM250 218H252V217H250ZM258 218H260V217H258ZM64 219V221H62ZM77 219H79V221L80 220H82V222H83V224H85V222H88L87 224H88V226H89V224H92V228L90 227V229L91 230H89V231H94L93 232V234H95L94 236H93V234H89V236L91 235L92 236V238H91V242H88V240H89V237L88 238H86V240H87V243H85L84 242V240H83V238L84 237H86L83 233H85V232H87V231H85L84 230V232H83V230H82V228L81 227H83L82 226V224L80 225L78 222V220ZM83 219H84V221H83ZM95 219V220H94ZM103 219H105V221H102ZM124 219H125V216H124ZM133 219H135V218H133ZM154 219H155V221H154ZM199 219V220H200ZM215 219V218H214ZM245 218H243V220H244ZM253 219V218H252ZM255 219H256V217H255ZM11 222H10V221ZM38 220V222H40ZM54 220V219H53ZM113 220V221H112ZM128 220V219H127ZM204 220H206V219H204ZM246 220V219H245ZM254 220V219H253ZM263 220V219H262ZM33 221V222H32ZM54 221H56V220H54ZM57 221V223H60V222H58ZM102 221V222H101ZM123 221V220H122ZM134 221V220H133ZM133 221H130V222H133ZM196 221V220H195ZM212 221V220H211ZM214 221V220H213ZM212 221V222H213ZM218 221V220H217ZM217 221H214V222H217ZM224 221V220H223ZM235 221V220H234ZM26 222V223H25ZM37 222V223H38ZM46 222V221H45ZM77 222V223H76ZM125 222H127V221H125ZM141 222H140V224H141ZM200 222V221H199ZM205 222V221H204ZM203 222V223H204ZM233 222V221H232ZM255 222V221H254ZM257 222V221H256ZM260 222V221H259ZM27 223H29L28 225L29 226H32V225H34V227L37 229V231H36V229L35 228H33L34 229V232H36L35 234H36V236H35V234H34V236L35 237H38V238H35L34 236H33V234L31 235V233L30 232H28L27 231V229H28V225H27ZM31 223H33V224H31ZM139 223V222H138ZM192 223H195V222H192ZM202 223V224H203ZM210 223V222H209ZM38 224H40V223H38ZM37 224V225H38ZM56 224V223H55ZM128 224H130L129 222H128ZM139 224V225H140ZM214 224V223H213ZM247 224V223H246ZM263 224V223H262ZM41 225V224H40ZM81 227H80V226ZM134 225V224H133ZM138 225V224H137ZM191 225V227H192V224H189V226ZM195 225H196V223H195ZM201 225V224H200ZM207 225V224H206ZM205 225V226H206ZM241 225H243L242 227H244V224H243V222L241 223ZM248 225V224H247ZM251 225H252V223H251ZM259 225V224H258ZM197 226H199L198 224H197ZM227 226V225H226ZM234 226V225H233ZM240 226V225H239ZM4 227V228H3ZM40 227V226H39ZM121 227V226H120ZM134 227V226H133ZM235 227V226H234ZM241 227V226H240ZM245 227H247L246 225H245ZM249 227V226H248ZM255 227V226H254ZM256 227H258V226H256ZM259 227H260V225H259ZM53 228V229H52ZM95 228V229H94ZM136 228V227H135ZM199 228V227H198ZM228 228H230V226L228 227ZM250 228V227H249ZM253 228V227H252ZM263 228V227H262ZM74 229V230H73ZM92 229H94V230H92ZM121 229H123V228H121ZM189 229V228H188ZM192 229V228H191ZM193 229H195V227L193 228ZM197 229V228H196ZM242 229V228H241ZM245 229V228H244ZM30 230L32 231V229L30 228ZM57 229H55V231H56ZM58 230L56 231V233L58 232ZM72 230H73V232L74 233H72ZM77 230V231H76ZM141 230V231H142ZM162 230H164V229H162ZM162 230H161V232H162ZM206 230H207V228H206ZM235 230H238V229H235ZM27 231V232H26ZM39 231V232H38ZM47 232V229L45 230H43V232ZM50 231V232H51ZM54 231V232H55ZM69 231H71L70 232V234L72 235H70L69 234ZM111 231V232H110ZM114 231V230H113ZM158 231H159V229H158ZM157 231V232H158ZM165 232H162V233H166L165 235H167V232H166V229L164 230ZM188 231V230H187ZM186 231V232H187ZM193 231V230H192ZM201 231V230H200ZM33 232V231H32ZM33 232V233H34ZM43 232H42V234H43ZM60 232V231H59ZM110 232V234H108ZM115 232V231H114ZM175 232V231H174ZM189 233L191 232V231H188ZM202 232V231H201ZM226 232V231H225ZM232 232V231H231ZM81 233H82V236H81ZM102 233V234H101ZM126 233V232H125ZM159 233V235L161 234L160 232H158ZM158 233L157 234H154L155 236L156 235H158ZM176 233H177V231H176ZM175 233V234H176ZM179 233V235H180V231L178 232ZM185 233V232H184ZM188 233V234H189ZM37 234H39V235H41L40 237H39V235L37 236ZM44 234H47V235H44V236H48V232L47 233H44ZM52 234V233H51ZM51 234H49V235H51ZM87 233H86V235H88ZM191 234H192V232H191ZM199 234H201L203 237H204V233L202 234V233H199ZM6 235V236H5ZM101 235V239H99L100 236ZM135 235V234H134ZM146 235V234H145ZM159 235H158V237H159ZM164 235V237L166 238L167 236H165ZM184 236H186V233L185 234H183ZM182 234L180 235L181 237L183 236ZM209 235V234H208ZM220 235V234H219ZM6 237L5 238V241H4V238L3 237ZM31 236H32V238H35L34 240L35 241H33L32 239H30L31 238ZM84 236V237H83ZM169 237H170V235H168ZM177 236V235H176ZM188 236V235H187ZM215 236V235H214ZM213 236V237H214ZM43 237V236H42ZM50 237V236H49ZM49 237H46L47 239H49ZM83 237V238H82ZM94 237H98L97 239L98 240H96V239H94ZM118 237V236H117ZM147 237V236H146ZM154 237V236H153ZM162 238H163V235L161 236ZM179 236H177L176 238H178ZM188 237H190V236H188ZM205 237H206V235H205ZM248 237V236H247ZM119 238V237H118ZM160 238V237H159ZM162 238H160V239H162ZM183 238V237H182ZM201 238V237H200ZM207 238H209L208 236H207ZM29 239L31 240V241H33L32 243H34L32 246H33V248L36 250V253L34 254V252H35V250H32V247L29 245V244H31V242L29 243ZM41 239H43L42 241L43 242H45L44 241V239H45V237H43V238H41ZM85 239V238H84ZM93 239V240H92ZM148 239V238H147ZM152 239V238H151ZM153 239H155V238H153ZM153 239H152V243L151 244H153V245H157L156 247H154L155 249L157 248V247H159V246H161V245H159L158 246V244H160V242H159V239L157 240V237H156V239L153 241ZM168 239H170V238H168ZM180 238H178V240H179ZM195 239V238H194ZM196 239H198V237L196 236ZM210 239V238H209ZM250 239V238H249ZM3 240V241H2ZM38 240V242H36ZM94 240H96V243H94L95 241ZM177 240V239H176ZM177 240V241H178ZM187 240V239H186ZM82 241L84 242V243H82ZM146 241V240H145ZM156 241H157V243H156ZM162 241H164V240H162ZM181 241H183V240H181ZM196 241V240H195ZM257 241V243H258V239L256 240ZM36 242V243H35ZM51 242V243H50ZM149 242V241H148ZM176 242V241H175ZM180 241H178V243H179ZM190 242V241H189ZM189 242H188V244H189ZM211 242V241H210ZM2 243V244H1ZM29 243V244H28ZM89 243V244H88ZM155 243V244H154ZM186 243V242H185ZM238 243V242H237ZM249 243V242H248ZM253 243V242H252ZM264 243V242H263ZM43 245H45L44 243H42ZM85 244V245H84ZM87 244V245H86ZM161 244H163L162 242H161ZM177 244V243H176ZM187 244V243H186ZM259 244V243H258ZM30 246V247H28V246ZM82 245H84V246H82ZM91 247V248H88L89 246ZM153 245H151V246H153ZM164 245V244H163ZM210 245V244H209ZM259 245H261V244H259ZM263 245V244H262ZM42 246V245H41ZM78 246H80V247H82V248H87L86 250L85 249H74L73 250V248L74 247H77L78 248ZM128 246V245H127ZM166 246V245H165ZM250 246V245H249ZM27 247V248H26ZM45 247V246H44ZM43 247V248H44ZM122 247V246H121ZM245 247V246H244ZM243 247V248H244ZM248 247V246H247ZM262 247V246H261ZM46 248H47V245H46ZM115 248V250L116 249H118L117 247H114ZM242 248V249H243ZM250 248V247H249ZM252 248V247H251ZM28 249H30V250H28ZM45 249V248H44ZM43 249V250H44ZM150 249H152V248H150ZM232 249V248H231ZM246 249V248H245ZM85 250V251H84ZM112 250H114V249H112ZM253 250V249H252ZM256 250H257V248H256ZM34 251V252H33ZM87 251H88V253H87ZM100 251L98 252V251H95L96 253H98V254H96L94 251L91 253V255L93 254L94 255V253L96 254V256H94V258H92V260L93 259H95V261L93 262L92 261V264L93 263H97L96 261L97 260H99V263L98 264H100V259L101 258H99L98 256H100L99 254H101V255H103L102 253H100ZM107 252V254H105L106 256H107V258H108V256L110 257V256H113V255H111L110 254V252ZM243 251V250H242ZM250 251V250H249ZM1 252V251H0ZM2 252H1V254L0 255H2ZM43 252V253H44ZM86 253V254H85ZM110 255H109V254ZM221 253V252H220ZM88 254V255H89ZM209 254V253H208ZM2 255V256H3ZM253 255V254H252ZM251 255V256H252ZM257 255V254H256ZM20 256H21V258H20ZM25 256V257H24ZM53 256V257H52ZM55 256V257H54ZM90 256V255H89ZM115 256V255H114ZM196 256H197V254H196ZM206 256V255H205ZM224 256H226V254L224 255ZM255 256V255H254ZM259 256V255H258ZM4 257V256H3ZM8 257H6V258H8ZM25 259H24V258ZM2 258V257H1ZM83 258V259H84ZM99 258V259H98ZM115 258V257H114ZM194 258V257H193ZM201 258V257H200ZM210 258V257H209ZM221 258V257H220ZM34 259V260H33ZM46 259V258H45ZM88 259V258H87ZM104 259V258H103ZM111 259L113 260V257L111 258H109V259H106V260H108V261H102L101 262V264L103 263H105V262H107L106 264H109V263H111ZM175 259V258H174ZM206 259V258H205ZM245 259V258H244ZM262 259V258H261ZM9 260H7V261H9ZM47 260V259H46ZM91 260V259H90ZM264 260V259H263ZM11 261V260H10ZM39 261H41V262H39ZM223 261V260H222ZM3 262H5V261H3L2 260V263ZM26 262V263H25ZM240 262V261H239ZM262 262V261H261ZM260 262V263H261ZM9 263V262H8ZM45 263L46 264H48V260L47 261H45ZM206 263V262H205ZM5 264V263H4ZM50 264H52L51 262H50ZM117 264V263H116ZM129 264H131V263H129Z\"/></svg>",
    "mask_w": 264,
    "mask_h": 264
}]
</instances>
